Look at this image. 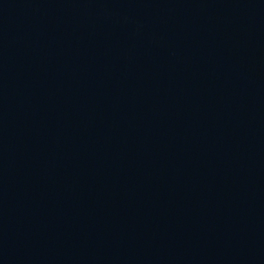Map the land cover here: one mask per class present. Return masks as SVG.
<instances>
[{
	"label": "water",
	"instance_id": "95a60500",
	"mask_svg": "<svg viewBox=\"0 0 264 264\" xmlns=\"http://www.w3.org/2000/svg\"><path fill=\"white\" fill-rule=\"evenodd\" d=\"M0 264H264V0H0Z\"/></svg>",
	"mask_w": 264,
	"mask_h": 264
}]
</instances>
